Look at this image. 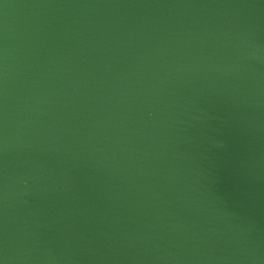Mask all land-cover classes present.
Instances as JSON below:
<instances>
[{
	"label": "water",
	"instance_id": "95a60500",
	"mask_svg": "<svg viewBox=\"0 0 264 264\" xmlns=\"http://www.w3.org/2000/svg\"><path fill=\"white\" fill-rule=\"evenodd\" d=\"M0 264H264V0H0Z\"/></svg>",
	"mask_w": 264,
	"mask_h": 264
}]
</instances>
